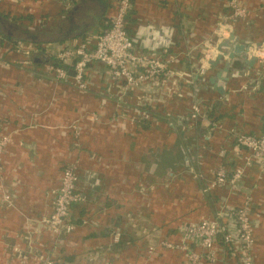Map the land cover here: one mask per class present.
I'll return each mask as SVG.
<instances>
[{
	"label": "crops",
	"instance_id": "obj_1",
	"mask_svg": "<svg viewBox=\"0 0 264 264\" xmlns=\"http://www.w3.org/2000/svg\"><path fill=\"white\" fill-rule=\"evenodd\" d=\"M238 1L246 16L230 20L227 0H135L127 23L136 46L179 56L175 70L192 74L123 93L102 64L88 68L83 90L56 80L50 64L62 47L93 46L116 0H0V30L38 46L24 55L0 45V136L9 139L0 158V264H43L45 258L53 264H188L181 251L158 243L177 242L180 229L214 214L218 200L238 205L245 195L253 259L264 264V172L250 166L242 188L225 184L202 193L221 161L219 150L226 169L243 163L227 132L262 129L264 79L256 75V60L245 66L225 56L204 75L193 71L202 43L217 41L215 30L226 17L248 58L252 44L264 43V0ZM226 61L227 80L211 82ZM193 101L208 109L217 129L186 118ZM176 129L183 144L174 146L167 136ZM173 154L179 158L171 162ZM66 164L75 166L84 199L71 208L74 229L56 236L42 221L52 212ZM196 172L203 179L194 178ZM222 257L220 264H230Z\"/></svg>",
	"mask_w": 264,
	"mask_h": 264
},
{
	"label": "built area",
	"instance_id": "obj_2",
	"mask_svg": "<svg viewBox=\"0 0 264 264\" xmlns=\"http://www.w3.org/2000/svg\"><path fill=\"white\" fill-rule=\"evenodd\" d=\"M134 1L116 0L115 13L110 17L107 27L96 35L93 46L80 42L76 46H65L58 50L54 58L61 60L62 65L51 68L56 80H69L75 88L86 89V73L94 63L108 68L111 81L116 82L123 93L146 84L165 82L168 79H173L174 83H177L179 80L190 78L192 73L175 70L173 64L177 62L179 56L172 54L163 56L164 54L156 51L143 50L136 46L128 32L127 23ZM226 5L230 20L245 18L246 8L238 0H227ZM226 19L218 22L215 30L217 41L212 43L206 40L202 43L197 65L193 69L198 75H204L210 66V61L215 60L222 52L218 45L231 32V25L226 23ZM9 45L24 55H30L38 50V46L25 44L21 40L10 42ZM249 57H254L257 61L256 75L264 79V43L255 46L249 53ZM142 97V95L139 96L141 99ZM208 115V109L203 108L199 102L191 103L189 118L193 122L205 120L212 132L219 125L210 122ZM227 134L234 143V148L242 152L243 163L232 170L226 169L222 162L224 150H219L218 156L221 161L212 179L203 185V194H208L211 190L225 184H228L230 188L237 186L242 188V177L245 169L250 166H258L260 171L264 172V114L259 134L234 130ZM8 141L6 136H0V158ZM193 177L203 179L200 172L193 173ZM77 179L75 166L68 164L62 169L59 185L52 201V212L42 221L56 236L69 233L75 227L70 214L71 208L84 199L83 195L76 190ZM4 198L8 199V196L4 195ZM215 205H217L216 211L211 216L184 225L180 229L177 242L163 240L158 245L181 251L188 264H220L222 255L231 260L230 264H255L252 253L254 225L249 213L250 196L245 195L244 200L238 205H228L221 199ZM113 239L118 241L119 232L115 233ZM152 248L150 247V250ZM43 264H53V261L45 258Z\"/></svg>",
	"mask_w": 264,
	"mask_h": 264
},
{
	"label": "water",
	"instance_id": "obj_3",
	"mask_svg": "<svg viewBox=\"0 0 264 264\" xmlns=\"http://www.w3.org/2000/svg\"><path fill=\"white\" fill-rule=\"evenodd\" d=\"M252 46L255 47V44H252ZM219 48L220 49L232 48V49L229 52L222 51L221 53H219L217 55L215 60L210 61V64H212L214 66L218 63L219 60H221L225 56L229 60H234L235 56H237L242 61V64H244L245 66H251L255 62L254 57L248 58V56H247L248 48L244 45V43L238 42L237 37L232 32L229 33L227 38H224L219 43ZM230 66H231V63L229 61L224 62L223 67L218 70L215 77L211 78L210 81L214 83L216 81L227 80V72H228ZM215 88L220 94L224 93L223 84H221V83L216 84ZM186 118L188 119L189 116H187Z\"/></svg>",
	"mask_w": 264,
	"mask_h": 264
},
{
	"label": "rangeland",
	"instance_id": "obj_4",
	"mask_svg": "<svg viewBox=\"0 0 264 264\" xmlns=\"http://www.w3.org/2000/svg\"><path fill=\"white\" fill-rule=\"evenodd\" d=\"M178 130L176 129V131L175 132H169V135L167 136L168 138H167V141L171 144L172 142H173V144H174V146H176V145H182L183 144V142H182V140H179V138H177V135H178ZM187 133V135H186V137H185V141H186V143L188 144V143H191L190 142V138H191V133H189V132H186ZM73 134H74V137H77V135H78V132H73ZM177 139V140H176ZM182 155H184V154H181V156ZM198 155H199V153H198ZM180 156V157H181ZM203 157V156H202ZM202 157H201V155L198 157L199 159H200V161H202ZM170 156L168 157V159L166 158V162H168L169 160H170ZM177 158H179V156H177ZM254 225V224H253Z\"/></svg>",
	"mask_w": 264,
	"mask_h": 264
},
{
	"label": "trees",
	"instance_id": "obj_5",
	"mask_svg": "<svg viewBox=\"0 0 264 264\" xmlns=\"http://www.w3.org/2000/svg\"><path fill=\"white\" fill-rule=\"evenodd\" d=\"M4 15L5 17H8L9 18V15L8 14H2ZM15 19V18H14ZM15 40H12L10 37H8L3 31L2 29L0 30V45L2 44H5V43H10V42H14ZM51 66L55 67V66H61L62 65V61L59 60V59H55L53 58L52 61L50 62ZM175 154V153H174ZM173 154V157L171 158V162H174V161H177V156ZM172 155V154H171ZM68 165V164H66ZM64 165L63 168L66 166ZM62 168V169H63Z\"/></svg>",
	"mask_w": 264,
	"mask_h": 264
}]
</instances>
